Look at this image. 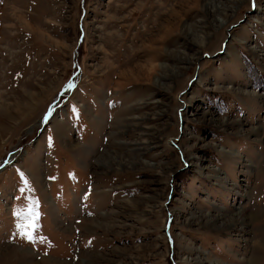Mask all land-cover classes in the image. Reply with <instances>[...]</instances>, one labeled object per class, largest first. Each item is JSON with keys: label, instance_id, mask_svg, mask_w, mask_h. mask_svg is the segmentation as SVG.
<instances>
[{"label": "rangeland", "instance_id": "rangeland-1", "mask_svg": "<svg viewBox=\"0 0 264 264\" xmlns=\"http://www.w3.org/2000/svg\"><path fill=\"white\" fill-rule=\"evenodd\" d=\"M212 2L0 0V264H264V0Z\"/></svg>", "mask_w": 264, "mask_h": 264}, {"label": "snow or ice", "instance_id": "snow-or-ice-1", "mask_svg": "<svg viewBox=\"0 0 264 264\" xmlns=\"http://www.w3.org/2000/svg\"><path fill=\"white\" fill-rule=\"evenodd\" d=\"M25 185H27V181H25ZM20 191L23 193L24 189L21 188ZM14 214L17 217L22 215L21 211H16ZM40 215L39 201L36 199H29L27 210L23 212L24 220L26 221V223L16 225L17 229H19V234L28 242H31L35 239L33 230L39 224Z\"/></svg>", "mask_w": 264, "mask_h": 264}, {"label": "bare ground", "instance_id": "bare-ground-1", "mask_svg": "<svg viewBox=\"0 0 264 264\" xmlns=\"http://www.w3.org/2000/svg\"><path fill=\"white\" fill-rule=\"evenodd\" d=\"M210 2H211V4H212V6H211V10L220 12V6H219L218 4H215L214 2H212V0H210ZM224 12H225V11H223V13H224ZM218 20H220V18H219ZM27 100H28V99H27Z\"/></svg>", "mask_w": 264, "mask_h": 264}]
</instances>
